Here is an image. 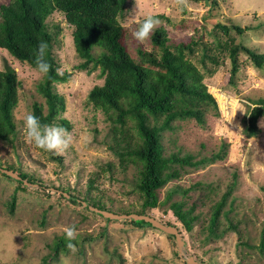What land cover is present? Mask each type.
<instances>
[{"label": "rangeland", "instance_id": "374dc122", "mask_svg": "<svg viewBox=\"0 0 264 264\" xmlns=\"http://www.w3.org/2000/svg\"><path fill=\"white\" fill-rule=\"evenodd\" d=\"M11 1L0 0V7ZM148 16L161 22L157 28L166 29L170 46L183 43L193 47L185 50V56L201 72L218 104V109L209 106L203 124L192 119L174 121V130L165 132L167 154L179 150L201 159L225 152L223 159L213 163L187 167L179 179L160 189L158 206L149 212L165 224L177 225L187 240V253L198 261L264 264L260 248L264 235V114L258 119L260 131L255 136L247 135L244 119L248 108L264 99V65L261 69L254 67L241 52L240 69L230 81L228 50L230 44H242L264 53V0H130L121 18L122 42L137 61L139 49L159 52L152 35L144 45L132 35ZM47 22L51 31L58 32L54 54L59 70L71 73L68 81L54 84L65 100V110L58 117L68 120L71 128L60 123L52 125L67 129L72 145L63 154H56L36 147L26 138L23 120L32 114L34 102L43 104L47 111L38 91L43 73L0 47V70H4L7 59L19 80L13 110L18 134L13 143L0 140V159L21 166L37 184L20 188L0 173V264H44L53 252L50 246L54 240L72 226L78 233L74 243L77 251H61L56 258H47L48 264H187L178 254L175 238L163 230L135 227L121 219L108 221L62 199L58 192L51 194L50 188L60 187L80 196L100 198L118 214H124V209L142 208L141 194L133 185L137 167L122 165L111 149L112 123L89 100L92 88L104 83L100 69L78 67L83 60L74 46V27L62 11L55 10ZM221 25L229 30L225 32ZM237 25L243 33H238ZM204 49L215 60L206 58L202 62ZM100 51L95 48L94 53ZM91 179L93 187L88 191ZM176 188L180 190L172 201H185L186 208L195 205L194 214L199 216L192 233L169 209L167 194ZM186 188H193L188 196L181 192ZM226 192L230 195L220 224L228 232L202 243L205 236L200 228L207 226L214 206ZM13 196L16 202L12 210Z\"/></svg>", "mask_w": 264, "mask_h": 264}, {"label": "trees", "instance_id": "16d2710c", "mask_svg": "<svg viewBox=\"0 0 264 264\" xmlns=\"http://www.w3.org/2000/svg\"><path fill=\"white\" fill-rule=\"evenodd\" d=\"M130 0H12L0 7V47L6 48L16 59L27 62L36 67L35 53L41 41L48 44L45 59L51 65L47 74L38 84V91L45 99L47 111L43 104L34 102L32 114L40 118L42 125L60 123L70 129L69 121L58 117L65 110V100L54 89V84L66 82L71 73L61 72L54 54L57 42V33L51 31L47 18L59 10L65 14L66 20L74 27L73 40L77 55L83 60L78 67L87 69H100L104 77L103 85H96L89 93V100L97 109H101L111 124L114 145L113 152L119 156L122 165L129 163L137 167L136 180L133 185L142 197L140 210H125L124 214L138 213L152 216L150 210L159 203V191L169 182L181 177L182 171L201 164L215 162L223 159L224 153H217L211 158L196 159L192 154H181L171 151L167 154L165 132L174 130L173 122L176 120H195L199 124L205 122V113L209 106L218 109V104L207 85L203 82V75L198 68L185 56V50H193L190 44L170 46L169 38L164 27H159L152 34V43L158 47L159 52L139 49L140 61L135 60L122 42L124 27L121 18L124 17ZM208 1V0H207ZM220 26V25H219ZM54 27V26H53ZM56 27V26H55ZM227 32L228 26L221 25ZM238 33L244 29L235 26ZM221 45V43L218 44ZM95 48H100L95 54ZM202 62L206 58H213L204 49ZM231 60L230 81L240 69L239 56L244 52L254 67L261 69L264 65V53L242 44H230L228 47ZM217 61V60H216ZM4 70H0V140L13 143L18 130L14 120L13 110L17 104V88L19 80L15 69L4 61ZM264 114V99H259L248 108L245 115L246 132L255 136L260 131L257 122ZM59 120V121H58ZM131 121V124H130ZM173 141H171L172 143ZM12 171L15 176L8 172ZM0 173L18 184V187L27 188L29 185L37 187L29 173L24 172L21 166L14 162L0 159ZM93 187L90 180L88 191ZM49 189V188H48ZM51 194L58 192L62 199L71 204L80 206L89 212L108 221L119 220L104 216L101 211H112L100 198L80 196L64 188H50ZM193 188L181 190L185 195ZM176 188L167 194L169 209L185 227L192 233L194 224L199 220L194 214L195 205L186 208L185 201H172ZM226 192L216 203L207 226L200 228L204 232L202 243L211 239H219L227 228L221 227L220 217L227 197ZM188 196V195H187ZM16 196H13L12 210L15 206ZM227 213V212H226ZM129 221L135 227H154L148 220H135L121 218ZM183 237L185 248L188 249L187 240L183 231L174 223ZM234 228L233 224L230 225ZM230 228V227H228ZM231 229V228H230ZM174 238V235L169 234ZM64 236L54 240L50 248L53 252L44 259L55 258L61 251H67ZM75 243V240L72 241ZM264 251V235L260 244ZM180 257L187 263L185 258ZM200 262L208 264L200 259Z\"/></svg>", "mask_w": 264, "mask_h": 264}, {"label": "clouds", "instance_id": "9594fccd", "mask_svg": "<svg viewBox=\"0 0 264 264\" xmlns=\"http://www.w3.org/2000/svg\"><path fill=\"white\" fill-rule=\"evenodd\" d=\"M177 2L183 3L184 0H177ZM160 23L158 19L152 16L146 17L137 30L133 32V38L139 44H146ZM47 49V42L41 41L35 53L36 66L43 74H47L51 69L50 63L45 59ZM57 74L62 75L59 69H57ZM23 123L26 138L40 149L55 152L56 154H63L72 145L73 138L71 134L61 126L42 125L40 118L31 113L24 117ZM77 234L74 226L64 229V239L67 242L66 247L73 253L77 251L75 244L72 243V241L76 240Z\"/></svg>", "mask_w": 264, "mask_h": 264}, {"label": "water", "instance_id": "95a60500", "mask_svg": "<svg viewBox=\"0 0 264 264\" xmlns=\"http://www.w3.org/2000/svg\"><path fill=\"white\" fill-rule=\"evenodd\" d=\"M8 173L12 176H15V173H13L12 171H9ZM96 210L101 211L102 214H104V216L110 217L112 219L133 218L135 220H148V221L152 222L156 228H159L168 234L174 235V238L177 242L178 251L185 258V260L187 261V264H204V263L196 260L194 256L189 255L187 253L183 237L180 234V232L176 226L167 225V224L159 221L154 216H148L145 214H138V213L118 214V213H115L112 211L100 210L98 208H96Z\"/></svg>", "mask_w": 264, "mask_h": 264}]
</instances>
